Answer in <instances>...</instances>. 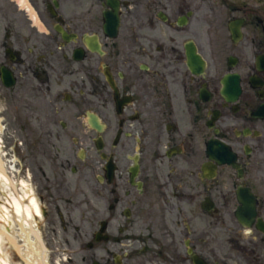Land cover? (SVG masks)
Returning a JSON list of instances; mask_svg holds the SVG:
<instances>
[{
  "label": "flooded vegetation",
  "instance_id": "flooded-vegetation-1",
  "mask_svg": "<svg viewBox=\"0 0 264 264\" xmlns=\"http://www.w3.org/2000/svg\"><path fill=\"white\" fill-rule=\"evenodd\" d=\"M9 1L25 21L6 25L3 34V45L13 48L3 64L16 84L29 75L49 80L80 73L82 112L96 113L102 126L96 131L83 122L80 133L60 121L72 146L56 162L50 153L56 159L57 120L39 122L38 141L48 145L40 151H49L42 154L47 167L37 165L33 180L43 219L70 226V169L88 185L94 179L99 191L107 238L83 245L102 250L100 264H193V255L206 264H264V0H120L115 34L106 33L103 0H76V15L70 0H28L37 21ZM57 27L76 34L74 40L63 41ZM80 33L84 57L75 62ZM88 35L100 51L88 49ZM217 140L230 163L208 158L207 146ZM239 187L255 195V222L231 220L221 242L216 193L227 192L233 202ZM210 201L213 208L203 209ZM175 217L183 249L170 239Z\"/></svg>",
  "mask_w": 264,
  "mask_h": 264
},
{
  "label": "rangeland",
  "instance_id": "rangeland-1",
  "mask_svg": "<svg viewBox=\"0 0 264 264\" xmlns=\"http://www.w3.org/2000/svg\"><path fill=\"white\" fill-rule=\"evenodd\" d=\"M71 1L74 3L76 0ZM71 13H81V8L73 7ZM22 17L21 14L13 13L10 3L0 0V62L4 55L2 43L6 25L22 27L24 26ZM74 66L77 67V64ZM71 78L76 79L71 80ZM71 78L56 79L54 77V79L45 80L43 76L38 78L29 75L11 90L0 83V155L8 178L7 182L0 178V230L7 231L17 245L15 246L5 236L1 237L0 264H4V259L7 260V264H30L29 262L31 264H91L90 257L93 254L98 259L102 256L103 252L100 248L88 251L85 247L79 246L89 240L92 232L97 229L101 216L102 203L98 189L93 187L94 179H91L88 185L79 174L73 175L70 169H67L69 177L67 191L71 197L72 212L70 226L65 230L58 224H52L43 219L40 210L36 213L30 202L35 196L34 170L39 164L43 166L48 164V160L42 154L49 151L46 150L43 153L40 151L42 146L47 149L48 145L35 139L39 136V122L43 126V121L52 120L51 118L57 120V123L52 126L60 135V139L54 142L56 159L55 152L51 150L50 153L56 162L72 146V139L69 138L70 131L65 134L61 132L60 121L71 122L78 127L80 133L84 131L82 98L79 94L81 74ZM66 93L70 94L69 98L65 97ZM79 110L81 112L77 113ZM216 196L217 206L221 211V216L217 220L220 227L218 235L223 242V239L227 237V226H233L231 214L235 202L228 201L227 192L219 190ZM14 197L21 199L24 206L23 214L15 212ZM25 207L30 209V216L25 213ZM183 210L185 213L192 211L187 205H183ZM171 214L177 216L174 210ZM169 223L175 234L170 239L175 238L176 247L183 249V238L179 233L180 219L175 217L174 220H169ZM21 226L33 230L28 232V239ZM118 226L119 221L115 220L113 224L115 234L118 233ZM205 229L210 232V225ZM37 235L42 244L40 261L34 258L29 248L34 246L33 242L36 241ZM201 236L205 235L201 234ZM114 245L118 249V244Z\"/></svg>",
  "mask_w": 264,
  "mask_h": 264
},
{
  "label": "bare ground",
  "instance_id": "bare-ground-1",
  "mask_svg": "<svg viewBox=\"0 0 264 264\" xmlns=\"http://www.w3.org/2000/svg\"><path fill=\"white\" fill-rule=\"evenodd\" d=\"M20 1H22L23 4H26L25 0H20ZM0 178H3V180L6 181V182L8 181V178H7L6 174H5V170H4V167H3V161H2L1 155H0ZM30 202L32 203V207H33L34 211L36 213H39V207H38V204L36 203L35 199L32 198ZM13 204H14L15 212L19 213V214H23L24 206L22 205L21 199L17 198V197H14L13 198ZM25 213L30 216L31 213H30V209L28 207H25ZM21 228H22V230H24L26 232V236L25 237H26V239H28V232L29 231L33 232V230L28 229L27 227H24V226H21ZM2 236H5L15 246H17L15 241L9 237V234H8L7 231L0 230V248H2V245H1V237ZM33 245H34L33 247H29L30 251L33 252L34 258L37 259L38 261H40V257L42 255L41 254V252H42L41 251L42 244H41V240H40L38 235H37L36 241L33 242ZM29 263L31 264V262H29ZM4 264H7V260L6 259H4Z\"/></svg>",
  "mask_w": 264,
  "mask_h": 264
},
{
  "label": "water",
  "instance_id": "water-1",
  "mask_svg": "<svg viewBox=\"0 0 264 264\" xmlns=\"http://www.w3.org/2000/svg\"><path fill=\"white\" fill-rule=\"evenodd\" d=\"M107 1L109 3L115 2V0H107ZM95 48L96 47L92 46V49H95ZM77 52H78V57L77 58L79 59V58H81V55H80L81 53H80V51H77ZM1 78H2L3 83L5 85H7V86L12 85L13 82H14V80H13V78L11 76V73L10 72H5V70L3 68H1ZM89 123L91 124V126H93L95 128L98 127L97 119L93 115H89ZM97 239H99L98 236H97ZM94 264H97V263H94Z\"/></svg>",
  "mask_w": 264,
  "mask_h": 264
}]
</instances>
